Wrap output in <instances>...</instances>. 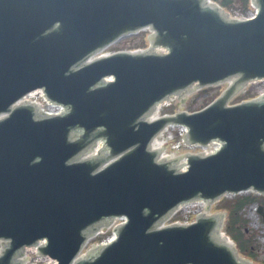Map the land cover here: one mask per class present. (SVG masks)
Here are the masks:
<instances>
[{
	"label": "water",
	"instance_id": "water-1",
	"mask_svg": "<svg viewBox=\"0 0 264 264\" xmlns=\"http://www.w3.org/2000/svg\"><path fill=\"white\" fill-rule=\"evenodd\" d=\"M251 2L253 19H232L210 0H0V264H20L39 239L57 264H250L220 233L223 213L158 225L182 203L209 210L225 194L264 195V95L227 106L264 79V0ZM145 27L147 50L86 62ZM228 79L201 111L143 120L169 95ZM36 89L65 112L15 104ZM167 124L186 126L187 144L221 148L186 155L179 172L148 150ZM98 139L103 149L82 159ZM121 215L115 241L76 259L90 233Z\"/></svg>",
	"mask_w": 264,
	"mask_h": 264
},
{
	"label": "rangeland",
	"instance_id": "rangeland-1",
	"mask_svg": "<svg viewBox=\"0 0 264 264\" xmlns=\"http://www.w3.org/2000/svg\"><path fill=\"white\" fill-rule=\"evenodd\" d=\"M215 1L218 4H221L220 2L222 0H215ZM231 1H232V5L230 6L231 7L230 9L240 8L241 0H231ZM146 36H147V33H144L138 36L124 39L116 45V48L117 49H128V50H132L136 48L141 49L144 46H146V42H145ZM220 89L221 88L216 87V88H213V89H210L202 93L191 96L189 107L185 109H187L188 111L194 110L202 106L204 102H210L217 95ZM262 89H264V85L253 87V88H248L243 93H241L240 96H237L233 100V103H236L243 98H248L249 96H252L253 94L258 93ZM185 103L184 104L180 103V105H173L172 108L174 110L180 109L181 106L182 108H184L183 106H185ZM232 198L233 197H229V196L225 197V202L218 203L215 209L221 210V212H225V211L227 212L225 205L226 203L231 201ZM257 207L258 205L254 204L246 208L245 211H243V216L247 220V224L244 229L246 231L245 237L251 239V243L253 247L252 252L255 253V261L252 262L253 264H260V262L264 260V233H263L264 224L262 222L261 217L257 213Z\"/></svg>",
	"mask_w": 264,
	"mask_h": 264
},
{
	"label": "trees",
	"instance_id": "trees-1",
	"mask_svg": "<svg viewBox=\"0 0 264 264\" xmlns=\"http://www.w3.org/2000/svg\"><path fill=\"white\" fill-rule=\"evenodd\" d=\"M220 3L226 9L232 5L231 0H222ZM240 6L245 11L248 8V0H241ZM252 202L264 204L263 199L254 198L253 196H237L225 205L228 212L225 231L237 243L240 252L249 258H255V253L252 252L251 239L245 237L246 220L242 217V210ZM260 264H264V260Z\"/></svg>",
	"mask_w": 264,
	"mask_h": 264
},
{
	"label": "bare ground",
	"instance_id": "bare-ground-1",
	"mask_svg": "<svg viewBox=\"0 0 264 264\" xmlns=\"http://www.w3.org/2000/svg\"><path fill=\"white\" fill-rule=\"evenodd\" d=\"M264 233V232H263Z\"/></svg>",
	"mask_w": 264,
	"mask_h": 264
}]
</instances>
